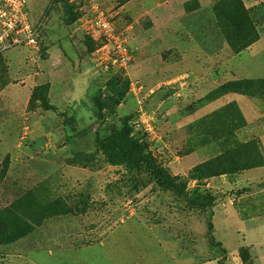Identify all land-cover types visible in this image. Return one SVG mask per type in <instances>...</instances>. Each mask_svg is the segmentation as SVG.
<instances>
[{
	"label": "rangeland",
	"instance_id": "1",
	"mask_svg": "<svg viewBox=\"0 0 264 264\" xmlns=\"http://www.w3.org/2000/svg\"><path fill=\"white\" fill-rule=\"evenodd\" d=\"M98 2L109 32L29 0L39 47L0 50V223L33 228L0 264H264V0Z\"/></svg>",
	"mask_w": 264,
	"mask_h": 264
},
{
	"label": "built area",
	"instance_id": "2",
	"mask_svg": "<svg viewBox=\"0 0 264 264\" xmlns=\"http://www.w3.org/2000/svg\"><path fill=\"white\" fill-rule=\"evenodd\" d=\"M93 12V23L106 32L111 24L98 0H86ZM29 0H0V50L38 48L40 27L29 12Z\"/></svg>",
	"mask_w": 264,
	"mask_h": 264
},
{
	"label": "trees",
	"instance_id": "3",
	"mask_svg": "<svg viewBox=\"0 0 264 264\" xmlns=\"http://www.w3.org/2000/svg\"><path fill=\"white\" fill-rule=\"evenodd\" d=\"M49 86H42L39 88V91H36L33 94V98H37V100L41 101L47 108L51 107L50 98H49ZM120 145L118 147L117 156L113 157V153L111 152L108 146L104 145V152L107 154L108 158L113 163H125L127 164L128 169H135L137 166L143 163L144 160L140 158L141 155L140 150H138V146L133 142V140L129 139L126 135H119ZM144 158H149L148 156ZM231 172H227L223 170V172H216L209 169L207 166H199L196 168L194 173V179L203 180L211 177H215L221 174H229ZM32 226L28 223H16V225H12L11 227L6 226L4 223H0V243H15L19 239L26 237L32 231Z\"/></svg>",
	"mask_w": 264,
	"mask_h": 264
}]
</instances>
